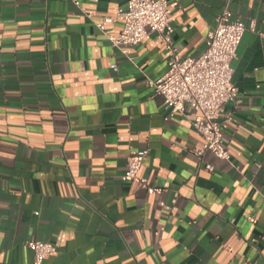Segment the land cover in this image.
Returning <instances> with one entry per match:
<instances>
[{
    "label": "crops",
    "instance_id": "1",
    "mask_svg": "<svg viewBox=\"0 0 264 264\" xmlns=\"http://www.w3.org/2000/svg\"><path fill=\"white\" fill-rule=\"evenodd\" d=\"M78 2L97 18L125 5ZM167 2L182 57L224 9L246 28L230 162L197 158L201 136L147 88L168 68L155 35L128 61L68 0H0V264H31L30 241L55 246L43 264H264V0ZM142 150L151 191L124 177Z\"/></svg>",
    "mask_w": 264,
    "mask_h": 264
},
{
    "label": "built area",
    "instance_id": "2",
    "mask_svg": "<svg viewBox=\"0 0 264 264\" xmlns=\"http://www.w3.org/2000/svg\"><path fill=\"white\" fill-rule=\"evenodd\" d=\"M68 1L128 61L135 46L155 35L167 54L168 68L157 80L148 79L147 88L153 97L162 99L168 117L181 116L201 136L203 144L194 151L197 158L208 152L218 160L230 162L223 129L231 115L225 114L224 106L240 103L239 92L232 83V62L246 30L242 23L231 21L230 12L224 9L207 35L204 52L197 57H182L172 41V11L167 0H125L124 7L114 17L101 18L87 12L78 0ZM114 22H121L122 29L118 36H108L105 26ZM111 69L115 70L116 66ZM147 154V150H142L128 156L124 173L126 179L139 182L143 189L147 187L138 173ZM204 168L212 171L208 164ZM27 247L32 254L31 264H43L47 256L56 252L53 244L39 241H30Z\"/></svg>",
    "mask_w": 264,
    "mask_h": 264
}]
</instances>
